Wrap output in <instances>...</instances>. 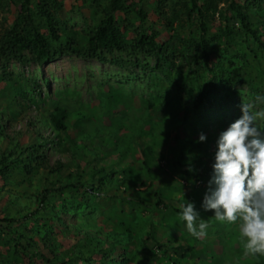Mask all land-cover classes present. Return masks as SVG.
<instances>
[{
  "label": "trees",
  "instance_id": "1",
  "mask_svg": "<svg viewBox=\"0 0 264 264\" xmlns=\"http://www.w3.org/2000/svg\"><path fill=\"white\" fill-rule=\"evenodd\" d=\"M7 1L20 8L0 21V264H264L235 225L213 234L219 252L176 233L219 132L242 103L264 107V0H158L162 43L135 0H83L80 28L62 0ZM65 56L99 64L83 74L96 104L25 70Z\"/></svg>",
  "mask_w": 264,
  "mask_h": 264
},
{
  "label": "clouds",
  "instance_id": "2",
  "mask_svg": "<svg viewBox=\"0 0 264 264\" xmlns=\"http://www.w3.org/2000/svg\"><path fill=\"white\" fill-rule=\"evenodd\" d=\"M256 105H264V96L256 97ZM239 108L241 115L217 136L200 209L188 200L180 205L179 219L196 238L208 228L201 210L220 224L235 225L247 258L264 256V107L242 103ZM207 140L201 132L198 142Z\"/></svg>",
  "mask_w": 264,
  "mask_h": 264
},
{
  "label": "rangeland",
  "instance_id": "3",
  "mask_svg": "<svg viewBox=\"0 0 264 264\" xmlns=\"http://www.w3.org/2000/svg\"><path fill=\"white\" fill-rule=\"evenodd\" d=\"M135 1L138 2L139 7H142L149 12V20L150 22H153L154 28L162 31V35L159 39L160 43L167 40L169 37V32L165 29L164 23L161 22L158 14L155 12L158 0H142V1L135 0ZM62 3H63V6H62L63 8L61 11L62 16L66 18L68 17L69 19H71L72 24L77 28H80L83 25L85 16L91 17L93 14V10L89 8V6H87L83 0H62ZM19 8H20V5L13 6V5H10V2L5 0L3 2V7L0 8V21L1 22L7 21V25H14ZM117 15H118V18L121 19L124 14L123 12H119ZM124 33L126 34L128 38H133L135 36L134 33L128 30H124ZM98 66L99 64L97 62H91V61L88 62L82 59L71 58V57L65 56L52 63H47V64L32 63L27 68H25V70L29 73H34L35 75H38L39 77L48 76L52 80L51 86L53 88L55 87L62 88L65 85L74 86L75 84H78L81 86L80 88L82 89V93H83L82 100L96 104L98 102V99L96 98V93H94V87L97 86V83L94 82L93 80L85 78L83 74L86 73V71L90 67L98 71L99 70ZM103 69H105V67H103ZM146 90H147V87L144 86V91ZM89 91H92V93H90ZM139 92H142V89ZM135 99H136V102H138L137 97ZM17 128H20V127L18 126ZM163 149L164 151L166 150L165 148ZM162 164L165 165L166 168H168L166 160H163ZM200 185L203 188H205L207 187V182L206 181L202 182ZM173 195H176V197H180V198L184 197L183 193L176 192L172 194L169 197V199L173 200L174 198ZM168 202L170 203V200ZM168 217H169L168 214H165L164 218L162 219H164V221H168L167 220ZM203 221L208 223V228L206 229L205 235L200 237L199 240L203 243L211 244L212 238L215 239L216 240L215 249L217 252H219L221 249L220 243H219L220 241H217L219 239L214 238L213 234L216 232V230H220L221 227L223 228V225L225 224H220L219 222L215 221L214 218H208L206 216H203ZM180 223H181V226L178 232L176 233L178 234L177 236L181 238L183 237V234L187 231V228H186L185 223L182 222L181 220H180ZM230 229L231 228L227 229L226 231L227 234L230 233L231 231ZM190 236L192 238H195L191 234ZM200 241L199 242L197 241L198 250L202 252L204 250V247ZM226 242L225 240L223 241V243H225V246H227ZM207 244H204V245H207ZM1 250L5 251V249L3 248H1ZM225 250H227V247H225ZM25 261L26 262L22 264H28V259H26ZM36 264H44V262L41 261L40 259H37Z\"/></svg>",
  "mask_w": 264,
  "mask_h": 264
}]
</instances>
